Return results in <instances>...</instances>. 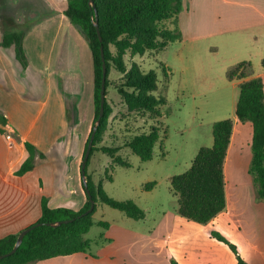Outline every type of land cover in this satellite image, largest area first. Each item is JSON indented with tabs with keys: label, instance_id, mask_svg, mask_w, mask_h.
Listing matches in <instances>:
<instances>
[{
	"label": "crops",
	"instance_id": "1",
	"mask_svg": "<svg viewBox=\"0 0 264 264\" xmlns=\"http://www.w3.org/2000/svg\"><path fill=\"white\" fill-rule=\"evenodd\" d=\"M8 3L13 6L12 11L4 7ZM182 4L183 10L178 16L179 42L188 53H195L202 44L211 51L238 46L233 55L223 56L224 71L248 61L244 54L250 47L256 54L260 53L257 64L264 60V0H182ZM66 8V0H0V42L5 32H22L27 60V67L23 68L15 58L13 47H0V113L7 120L6 125H0V239L36 223L41 217L43 198L51 209L78 211L86 202L80 166L82 144L88 138L94 117L93 66L90 49L85 45L86 64L91 68L90 94L84 104H68L62 89L67 84L73 97H78L75 93H78L79 75L76 73L73 77L76 81L64 79L69 57L64 53L65 58L63 51L68 49L65 41L67 30L71 29L64 14ZM244 41H249L250 46L236 45ZM256 63L252 65V77L261 79L264 90V67ZM41 66L44 76L38 75ZM233 83L239 86L241 81L233 80ZM230 118L233 128L223 165L225 209L209 223L197 224L174 211L145 237L124 228L113 236L105 222L109 228L105 237L101 234L96 241L90 240L95 251L33 264H120L123 255L131 258L132 264H158L152 261V256L170 264L171 261L236 264V257L227 245L211 236L213 231L234 244L247 264H264V205L256 199L255 185L248 173L252 126L239 122L234 115ZM25 143L34 148V166L25 174L17 175L28 157ZM96 179L93 178L94 182L102 183V179ZM255 211L258 220H251ZM98 223L94 224L99 226ZM110 241L113 244L107 246ZM142 241L151 242L146 244L153 254L151 258L135 251ZM130 247L134 252L128 250Z\"/></svg>",
	"mask_w": 264,
	"mask_h": 264
},
{
	"label": "trees",
	"instance_id": "2",
	"mask_svg": "<svg viewBox=\"0 0 264 264\" xmlns=\"http://www.w3.org/2000/svg\"><path fill=\"white\" fill-rule=\"evenodd\" d=\"M67 8L64 12L67 19L79 28L88 42L93 66V109L95 124L100 108V89L102 80V60L106 65L105 92L108 84L107 74L112 61L109 46L113 45L121 55L125 50H130L135 55H144L148 51L160 53L169 44L181 39L178 28V16L183 10L182 0H66ZM94 22H97L101 41L98 39ZM169 22L171 29L161 26ZM24 34L3 33L0 47H13L15 58L23 67H27V60L22 48ZM123 37L122 39H120ZM264 67V60L262 61ZM229 81H242L238 86V98L234 115L241 123L248 122L252 126L250 143L251 162L248 173L255 185L256 199H264V90L260 78L252 77V64L248 61L239 62L227 71ZM244 80V81H243ZM129 89V91H126ZM157 88V76L153 70L141 72L133 66L125 77V85L117 88L127 109L142 118L155 121L161 117L159 107L165 105L164 98L153 95ZM110 109L104 102L103 116L97 127L90 155L85 168L86 184L82 182L86 202L78 211L66 208L51 209L47 200L42 199L41 217L36 223L42 224L30 230L22 239L18 249L11 256L0 260V264H33L38 261L51 259L58 256L87 253L91 248V241L83 236L93 226L91 213L80 217L90 206L89 196L94 201L105 204L122 212L128 218L142 220L145 213L133 201H116L108 197L99 180L94 182L92 176L86 173L93 153L97 150L105 130ZM6 117L0 113V125H6ZM94 125H92L93 127ZM233 123L230 119L221 120L212 124V146L200 148L190 168L181 175L170 178V191L175 197V213L189 221L205 225L225 209V181L223 165L232 134ZM161 128L150 126L148 131L131 137L126 147L140 161L147 162L153 157V149L159 141ZM92 131V129H91ZM91 131L86 140L83 156ZM3 131L1 130V133ZM28 157L22 163L17 175H23L34 166V148L25 143ZM102 153L111 158L112 166L129 167V164L116 155V149L101 148ZM83 159V158H82ZM112 168H110L111 170ZM105 179L112 181V176L105 174ZM155 183H147L145 191H150ZM71 220L57 227L45 224ZM34 223V224H36ZM32 224V225H34ZM31 225V226H32ZM98 225L103 229L108 228L105 222ZM30 227V226H29ZM17 234H12L0 239V255H4L13 248ZM211 236L224 243L235 255L236 264H247L239 255L234 244L229 242L218 232H211ZM171 264H176L171 261Z\"/></svg>",
	"mask_w": 264,
	"mask_h": 264
},
{
	"label": "rangeland",
	"instance_id": "3",
	"mask_svg": "<svg viewBox=\"0 0 264 264\" xmlns=\"http://www.w3.org/2000/svg\"><path fill=\"white\" fill-rule=\"evenodd\" d=\"M4 7L13 10L11 3L4 4ZM68 23L71 27L67 30L68 42L65 41L68 49H65L63 54H67L69 60L64 54L67 64L64 69V79L76 81L73 77L78 73L76 82L78 93H75L78 97H73L67 84L62 91L66 94L68 104L72 102L84 104L91 89L89 74L91 68L86 64L87 53L83 50V46L86 45L87 48L89 46L79 28L70 21ZM161 26L169 29L170 25L169 22H163ZM24 30L25 28L21 31ZM179 41L169 44L160 53L148 51L142 56L133 54L129 49L120 55L116 47L109 46L112 61L108 68L105 100L110 115L86 173L94 179H102V188L108 197L116 201H133L145 213L143 220L135 221L127 218L122 212L97 202L93 221L107 222L113 236L117 234V230L129 229L149 237L166 215L173 214L176 200L170 191V178L185 173L200 148L212 146L211 128L214 122L231 120L230 117L234 115L239 90L233 81L227 79L228 69L225 71L222 69V58L225 55H233L236 52L235 47L238 46L228 45L218 51H211L210 47L202 44L195 52L198 55H194L195 53H188ZM210 43L208 40L209 45ZM236 45L249 47L250 43L244 41L243 44ZM251 49L253 48L250 47L244 55L253 65L260 53L258 52V55ZM207 52L208 55L203 54ZM261 64L257 66L261 67ZM133 66L144 73L150 70L156 73L157 88L153 95L164 98L166 103L159 107L161 117L155 121L130 112L117 91L118 87L125 85L126 74ZM43 74H45L44 68L41 66L38 75L44 76ZM125 90L129 91L126 88ZM58 93H60L59 89ZM92 125H94L93 121L90 124V131ZM152 125L161 128L160 138L153 149L152 159L142 162L126 147V143L131 137L148 131ZM84 144H82L83 151ZM103 147L116 149V155L127 162L129 167L115 165L111 167V158L99 150ZM107 173L112 176V181L105 179ZM147 183H155V186L150 191H145L144 186ZM246 200L247 198L245 202ZM260 201L264 205V200ZM252 219L258 220L256 211L252 213ZM108 229L105 230L94 224L83 237L96 241L101 234L105 237ZM112 244L111 241L106 243L107 246ZM146 244L151 242H140L135 247V251L144 253L142 254L144 258L146 256L151 258L153 254ZM128 250L134 252L131 247ZM93 251H95L94 246L88 253ZM152 261L158 264H170L156 256H152ZM120 264H132V259H127L123 255Z\"/></svg>",
	"mask_w": 264,
	"mask_h": 264
},
{
	"label": "water",
	"instance_id": "4",
	"mask_svg": "<svg viewBox=\"0 0 264 264\" xmlns=\"http://www.w3.org/2000/svg\"><path fill=\"white\" fill-rule=\"evenodd\" d=\"M89 4L92 5L91 0H89ZM94 27L96 29V32H97V35H98V39H99V41H101L100 32H99V29H98L97 22H94ZM100 50H101V60H102V80H101V89H100V108H99L98 118H97L94 126L92 127V131H91V134H90V138H89V141L87 143L86 150H85V153H84V156H83V159H82V162H81V166H80V171H81V176H82V182H83L84 185L86 184V180H85V168H86V164H87V161H88V158H89V155H90V151H91V148H92V144H93V140H94V136H95L97 127H98V125L100 123V120H101V118L103 116V107H104V102H105L106 65H105V62H104V59H103V50H102V48ZM89 203H90L89 208L87 209V211H85L83 214H81L80 217L86 216L87 214L91 213L92 210L94 209L95 204H94V201L92 200V198L90 196H89ZM73 220L74 219H71V220L68 219V220H63V221L56 222V223H47L45 225L46 226H49V227H57V226H59L61 224H66V223L71 222ZM41 225L42 224H40V223H36V224H34V225H32L30 227H27L24 230H22L18 234L17 239H16V242H15L13 248L11 249V251H9L8 253H6L4 255H0V260H2L4 258H7V257L11 256L12 254H14L15 251L20 246L23 237L30 230H32L33 228L38 227V226H41Z\"/></svg>",
	"mask_w": 264,
	"mask_h": 264
},
{
	"label": "built area",
	"instance_id": "5",
	"mask_svg": "<svg viewBox=\"0 0 264 264\" xmlns=\"http://www.w3.org/2000/svg\"><path fill=\"white\" fill-rule=\"evenodd\" d=\"M10 138V136H8V139ZM9 145H11V144H9Z\"/></svg>",
	"mask_w": 264,
	"mask_h": 264
}]
</instances>
